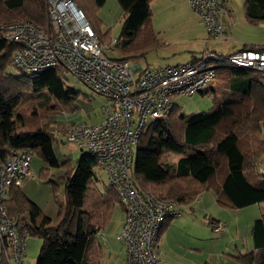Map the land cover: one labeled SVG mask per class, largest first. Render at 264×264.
<instances>
[{
    "label": "trees",
    "instance_id": "1",
    "mask_svg": "<svg viewBox=\"0 0 264 264\" xmlns=\"http://www.w3.org/2000/svg\"><path fill=\"white\" fill-rule=\"evenodd\" d=\"M151 1L118 0L124 24L121 38L113 42L101 30L95 13L106 0H74L104 52V46L112 43L120 50V58H108L121 62L134 61L166 44L154 28ZM245 12L252 23L264 20V0H245ZM48 20L46 0H0V24L30 21L46 29ZM17 48L0 30V162L14 149L30 148L50 166L66 168V173L62 177L63 198L50 179L58 206L55 221L49 220L21 187L12 186L4 204L11 217L27 222L30 234L42 238L37 264H103L98 235L109 227L116 207L123 209L119 191L110 184L98 187L95 169L100 168L99 162L83 149L75 166L70 160L59 162L54 143L65 141L62 136L74 122L68 126L57 118L60 111L67 114L63 106L58 107L78 92L66 88L68 74L63 67L37 73L18 68L14 62ZM13 66L19 69L18 74L8 72ZM214 68L221 87L212 85L199 91L215 95L216 105L210 111L186 115L174 104L165 121L152 122L141 134L131 167L139 191L159 193L178 205L209 191L215 193L217 204L230 209L264 203V174L258 171L264 156V76L233 66L218 64ZM41 93L47 94L37 98ZM49 108H54L53 112L58 108L57 114H50ZM145 135L149 136L147 144ZM166 151L180 158L176 163L159 162L158 156ZM47 175L48 169H42L41 177ZM171 219L163 223L155 248ZM219 223L210 217L212 228ZM251 236L255 249L234 257L242 264H264V214L254 221Z\"/></svg>",
    "mask_w": 264,
    "mask_h": 264
},
{
    "label": "built area",
    "instance_id": "2",
    "mask_svg": "<svg viewBox=\"0 0 264 264\" xmlns=\"http://www.w3.org/2000/svg\"><path fill=\"white\" fill-rule=\"evenodd\" d=\"M50 26L33 22L0 24L4 36L15 45L16 66L37 73L63 67L67 74L106 98L103 120L95 124H73L64 136L95 156L110 185L119 191L124 209L125 241L123 264H163L155 242L166 219L182 217L178 204L150 191L141 192L131 177L133 147L149 124L165 121L178 95L192 96L215 78L216 65H226L264 74V46L244 48L230 54L204 51L187 63L154 68L135 67L131 61L106 56L99 39L74 0H46ZM205 25L211 39L226 37L222 15L226 0H188ZM116 42V39H113ZM30 148L14 149L0 162V264H24L27 222L9 215L4 204L12 186L21 187L24 177L34 176ZM225 231L223 223L213 226ZM221 230V231H220Z\"/></svg>",
    "mask_w": 264,
    "mask_h": 264
},
{
    "label": "rangeland",
    "instance_id": "3",
    "mask_svg": "<svg viewBox=\"0 0 264 264\" xmlns=\"http://www.w3.org/2000/svg\"><path fill=\"white\" fill-rule=\"evenodd\" d=\"M229 5L233 6L237 17L242 16V8L238 6V0H229ZM151 8L154 14V28L167 41H165L166 44L163 47L148 50L145 55L139 56L136 60L141 65L147 64L149 68H154V66L163 64L184 63L191 58L192 50L198 53L201 50L203 51L206 46V40H212L209 43V48H218L220 46L219 42L222 39H211L209 36L207 39H199V35L202 32L206 35H208V32L201 18L190 8L188 0H152ZM95 13L101 22V30L104 34H107L108 39H120L124 15L118 0H106L103 5L97 7ZM224 17L225 15L223 14V23L225 22ZM241 25L240 22L238 26L240 32H247L245 28H241ZM49 26L50 22L48 20ZM114 45L112 43L104 46L105 54L113 59L120 58L121 52L118 48H114ZM191 46L196 47L193 48ZM131 62L134 63L135 61ZM8 72L18 74L19 69L13 66L8 69ZM261 75L264 76V74ZM64 81L66 88L78 92V95L67 104H60V107H58L61 108L63 106L67 111L66 115H63L62 111L57 114L58 108L56 112H53L54 108H49L52 111L50 114L54 116L57 114V118L59 117L68 126L72 122L74 124L99 123L103 119L102 106L106 98L93 92L86 84L74 76L68 74ZM212 85L214 83L209 84L207 88ZM46 94H38L37 98H44ZM53 101L57 106V100L53 98ZM174 104L181 109L183 114L190 115L210 111L216 105V99L213 93L196 92L192 96H176ZM144 137H146L144 144H147L149 136L145 135ZM262 138L264 139V129ZM54 150L60 163L70 160L74 166L82 153L81 148L65 141L55 142ZM133 150L135 153L136 145ZM179 158V154L166 151L158 156V161L176 163ZM31 165L34 176L24 177L21 181V187L23 186L27 197L53 222L58 218V206L50 179L56 182L58 186L57 193L60 198H63L64 180L62 177L66 173V168L61 165L52 167L37 154L33 155ZM132 167H134V163ZM44 168L48 169V175L41 177V171ZM258 170L260 172L264 170V156H262V162L258 166ZM95 171L100 179L98 187L103 189L109 184L107 174L101 168H96ZM203 193L201 197L198 196L199 198L197 197L193 202L182 205L185 214L182 219H178L183 221V224H181L183 226L178 231L181 234L178 240L190 244L191 247H187L182 243L183 245L179 248V251H176L180 256L170 254L169 261H167L168 264H229V262H231L230 264H237L238 260L231 256L233 253H238L235 246L237 245L239 250H242V253H246L253 248L251 230L255 219L261 215V205L254 204L253 206L244 207L242 210L233 211L237 209H230L217 204L213 192ZM124 214L120 205L116 207L109 227L103 232V235L102 233L98 235L106 257L103 264H113L112 262L114 261L109 258V255L112 256L113 260L118 257L123 260L127 255L125 241L116 237L122 230ZM210 217L233 222L228 233H226L227 229L225 230L226 232H214L212 226L209 225ZM237 218L238 221L236 222ZM236 226H239V230L235 229ZM42 244V238L36 234H30L26 238L27 252L24 264H37ZM183 246L185 247L184 250Z\"/></svg>",
    "mask_w": 264,
    "mask_h": 264
},
{
    "label": "crops",
    "instance_id": "4",
    "mask_svg": "<svg viewBox=\"0 0 264 264\" xmlns=\"http://www.w3.org/2000/svg\"><path fill=\"white\" fill-rule=\"evenodd\" d=\"M238 3H239L238 6H240L242 8V16L241 17L240 16L237 17L235 15L233 6L229 5V0H226L227 11H226V13H224V15H225L224 27H225V33H226L227 37L225 39H222L219 42L220 46H218V48H209V43H211L212 40H209L210 42L208 40H206V46L203 49V51L209 50V51H213V52H217V53H221V54H230V53H234V52L239 51V50L244 49V48H258V47L264 46V20H261L259 22H255V23L250 22L246 17L245 0H238ZM241 18H243V19H241ZM240 22L242 24L241 28L242 29L245 28L247 32H240V30L238 29ZM201 28L203 29L202 26H201ZM157 33H158L159 37L162 38L160 36L159 32H157ZM207 38H208V35H206L204 32H202L199 35V39H207ZM162 39H164V38H162ZM229 39H231V40H229ZM164 40L167 41L166 39H164ZM191 47L194 48L196 46H191ZM215 47H216V45H215ZM192 51L193 52H192L191 58L188 59L184 63L192 61V59H194V57H199L203 53L202 50L199 53L195 52L194 50H192ZM134 61L136 63L135 67L137 69L149 68L147 64L141 65L138 60H134ZM180 63H182V62H178V63H174V64H163V65H176V64H180ZM163 65H159V66H163ZM159 66H154V67H159ZM211 83H214L215 87L216 86L221 87V85H222L221 82L216 80L215 78L213 79V81ZM221 89H223V88H221ZM260 173L264 174V170L261 171ZM21 188L23 189V186ZM209 192H213V191H209ZM202 194H204V193H202ZM202 194H200L198 196L201 197ZM214 198L216 201V195H214ZM30 201H32V200H30ZM182 205L183 204H179L178 209H180L184 212ZM259 205H261V215L258 218H260L264 214V203H259ZM238 210H242V208L237 209V210H233V211H238ZM184 214H185V212H184ZM182 217L173 218V219H175L174 221H173V219H171L172 221H170V223L167 225V227L161 232L160 237L157 240L155 250L160 252V254L162 255L163 264H168L167 261H169V255L170 254H172L174 256H180L179 254H177L176 251H179V248H181V246L183 244L187 247H191L190 244L183 243V242L178 240L181 237L180 236L181 234L178 231H180L181 227L183 226V225H181V224H183V221L182 220L179 221L178 219H182ZM214 219L216 221L223 223L225 228L227 229V232L226 231L225 232L228 233V230H229V228H231L233 222H230V221H227L224 219H220V218H214ZM237 221H238V218L236 219V222ZM236 222H234V223H236ZM122 226H123V223H122ZM235 229L239 230V226H236ZM230 231H231V229H230ZM26 247H27V245H26ZM184 249H185V247L183 246V250ZM235 249H236V251H238V253H242V250L240 251L237 245L235 246ZM253 249H255L254 243H253L252 250ZM247 252H249V251H247ZM238 253L237 252L233 253V254H231V256L233 258H235L234 255H237ZM109 258H111V260L114 261V262H112L113 264H122L125 260V257L123 260H121L119 257L117 259L113 260L111 255H109ZM105 259H106V257H105ZM239 262L240 261H238L237 264H242L241 262L240 263ZM230 263L231 262H229V264Z\"/></svg>",
    "mask_w": 264,
    "mask_h": 264
}]
</instances>
